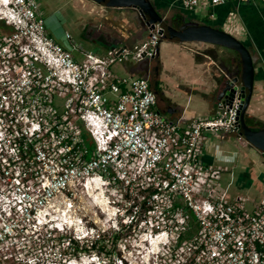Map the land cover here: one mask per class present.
I'll list each match as a JSON object with an SVG mask.
<instances>
[{"label":"built area","instance_id":"obj_1","mask_svg":"<svg viewBox=\"0 0 264 264\" xmlns=\"http://www.w3.org/2000/svg\"><path fill=\"white\" fill-rule=\"evenodd\" d=\"M200 1L230 0L180 3ZM151 26L128 47L68 50L46 33L35 0H0V264H31L40 232H61L49 216L71 211L80 188L141 208L151 243L165 247L154 264H264V185L256 200L227 199L213 185L217 171L199 161L206 134L245 142L237 95L181 127L157 112L146 79L112 70L154 58L162 34Z\"/></svg>","mask_w":264,"mask_h":264},{"label":"crops","instance_id":"obj_2","mask_svg":"<svg viewBox=\"0 0 264 264\" xmlns=\"http://www.w3.org/2000/svg\"><path fill=\"white\" fill-rule=\"evenodd\" d=\"M76 1L80 8L78 10L74 6L76 13L71 18L67 16V20L61 15L64 4H60V8H54L46 19H43L38 11L46 26L51 24L54 27L56 24L68 23L76 27L79 42H75L67 32L60 35L59 41L65 49L76 46L84 52L102 54L110 48L128 47L146 38L147 29L142 30L133 22V13L130 11L107 9L89 0ZM85 1L93 4L92 7L83 9ZM146 1L166 19L188 18L218 28L249 51L254 62L253 90L244 120L249 126L264 128V1L230 0L215 7L200 1L192 10L184 9L180 0ZM36 6L38 9L37 2ZM56 17L60 20H56ZM65 35L69 36V40L65 39ZM206 48L212 52L221 51L217 47L202 45L200 51L195 50L197 53L188 49L185 44L168 40L160 41L157 46V74L154 86L164 105L156 104L155 109L165 120L176 122L181 127L194 119L211 117L215 113L217 102L212 95V65L210 62L205 63V57L200 53ZM72 54L74 58H80L78 52ZM231 55L235 57V54ZM138 69V63L131 61L112 67L113 72H120L121 76L136 78L142 76L137 72ZM151 72L153 73V70ZM218 133L204 136L199 155L200 162L217 171V178L213 183L216 193L227 199L241 196L256 200L264 185V155L250 148L246 142L236 139L240 148L244 149L241 153L234 146L236 141L231 139L232 134ZM246 149H252L256 153V160L248 159ZM251 162H258V169H252Z\"/></svg>","mask_w":264,"mask_h":264},{"label":"rangeland","instance_id":"obj_3","mask_svg":"<svg viewBox=\"0 0 264 264\" xmlns=\"http://www.w3.org/2000/svg\"><path fill=\"white\" fill-rule=\"evenodd\" d=\"M36 2L39 4L38 11L43 19H46L54 8H60L58 7L60 4H64L61 15L65 20H67V16L71 18L76 13L74 6L78 10L80 8L76 0H36ZM58 2L60 3L58 4ZM92 5L85 1L82 7L83 9H87L88 7H92ZM55 19L60 20L57 17ZM45 28L50 38L60 45L62 43L59 41V37L64 32H67L75 42L80 41L76 27L68 23L62 25L56 24L54 27L48 24V26L45 25ZM84 46L87 47L86 45ZM185 46L198 51L202 49V45L198 43H187ZM152 66L153 63H151ZM114 74L122 75L120 72H115ZM231 136V139L236 141V136L233 134ZM234 146L238 149L237 151L244 152V149L240 148L237 141L236 143L234 142ZM246 153L249 160H256L254 156L256 153L252 149H248ZM251 164L252 169H258V162H251ZM262 170L264 171V168ZM75 194L73 209L71 211L61 214L57 213V215L51 214L49 216L51 217L50 224L52 226H60L61 232L55 230L48 231L46 229L40 232L41 237L38 236L37 238L41 240L39 243L42 244L36 251L37 255L31 264H105L100 259H96L97 257L93 255L86 256V254L81 252L72 256L70 255L71 251H68L69 253L62 255V250L68 246L64 241L57 239V237L60 234L72 239L77 237L78 243L82 244L92 240V238H96L98 235H102V233L105 234L107 232V235H109L108 230L113 231L118 229V227L120 228V240L116 252L119 254V259L115 261V264H154L156 249L160 250L161 253L165 250L164 246L156 245L154 244L155 242L151 243L149 236L153 234V222L143 223L141 208L137 209L138 211L134 213L132 209L133 205L129 207L127 204H123L117 194H111L109 190L95 189L85 192L80 188ZM155 222L159 223L160 220H155ZM48 232L50 237L46 236ZM157 256V258H160L159 255Z\"/></svg>","mask_w":264,"mask_h":264},{"label":"water","instance_id":"obj_4","mask_svg":"<svg viewBox=\"0 0 264 264\" xmlns=\"http://www.w3.org/2000/svg\"><path fill=\"white\" fill-rule=\"evenodd\" d=\"M92 3L107 9H124L133 13L131 19L142 30L157 23L161 29V39L180 44L198 43L217 47L219 52L202 50L205 63L212 65L211 83L214 101L223 106L229 105L237 95L239 110L236 123L238 136L246 144L264 155V128L253 130L245 123V111L249 104L253 90V59L249 51L238 41L218 28L192 21L188 18H164V15L154 10L146 0H89ZM198 53V51H197ZM231 54H235V57ZM158 49L152 60L138 62L139 72L147 80L149 89L155 97V104L164 105V102L154 89L157 74ZM151 63L153 66L151 67ZM150 65V67H149ZM149 68V69H148ZM153 70V73L151 72Z\"/></svg>","mask_w":264,"mask_h":264},{"label":"trees","instance_id":"obj_5","mask_svg":"<svg viewBox=\"0 0 264 264\" xmlns=\"http://www.w3.org/2000/svg\"><path fill=\"white\" fill-rule=\"evenodd\" d=\"M187 218H189L190 221V230L188 232V234H190L195 230V225L193 224V219L190 214L187 215ZM108 231L110 233L109 235H107V232L105 234L102 233V235H98L96 238H92V240L82 244L78 243L76 239L60 234L57 239L64 241L68 246V249L62 250V255L69 253L68 251H71L70 255L72 256L81 252L86 254V256L93 255L97 257L96 259H100L105 264H115V261L119 259V254L116 252V249L120 240V228L118 227L116 230Z\"/></svg>","mask_w":264,"mask_h":264},{"label":"flooded vegetation","instance_id":"obj_6","mask_svg":"<svg viewBox=\"0 0 264 264\" xmlns=\"http://www.w3.org/2000/svg\"><path fill=\"white\" fill-rule=\"evenodd\" d=\"M154 89H155V86H154ZM156 90V89H155ZM253 130H258L259 127H256V126H250Z\"/></svg>","mask_w":264,"mask_h":264},{"label":"bare ground","instance_id":"obj_7","mask_svg":"<svg viewBox=\"0 0 264 264\" xmlns=\"http://www.w3.org/2000/svg\"><path fill=\"white\" fill-rule=\"evenodd\" d=\"M154 243V242H153ZM73 264V263H72ZM84 264H86V263H84Z\"/></svg>","mask_w":264,"mask_h":264}]
</instances>
